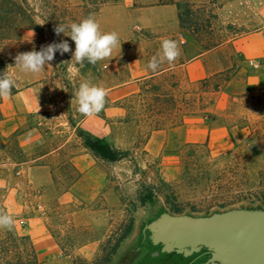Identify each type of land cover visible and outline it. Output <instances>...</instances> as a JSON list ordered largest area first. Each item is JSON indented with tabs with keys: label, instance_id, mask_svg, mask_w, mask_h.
<instances>
[{
	"label": "rangeland",
	"instance_id": "374dc122",
	"mask_svg": "<svg viewBox=\"0 0 264 264\" xmlns=\"http://www.w3.org/2000/svg\"><path fill=\"white\" fill-rule=\"evenodd\" d=\"M99 1L29 0L44 18L39 19L42 32L21 37L14 29L0 31V73L7 68L16 80L12 95L0 98V213L14 221L11 230L0 227V233H13L14 241L3 238L12 257L17 249L29 258L34 239L45 248L48 234L56 248L41 262L122 264L138 213L158 200L167 209L194 214L238 203L264 205V86L246 88L248 76L258 69L251 63H264L248 41L264 28V0H104L101 7ZM89 16L102 33H118L121 48L110 59L81 65L71 60L75 43L68 32L57 35L55 28ZM177 30L184 33L183 44L176 40ZM164 39L178 43L180 56L159 68L180 66L151 84H159L172 100L184 97L187 105L197 95L203 99L200 110L197 105L195 112L185 109L176 126L166 122L153 131L137 117L127 120L118 101L138 90L140 67L162 53ZM62 41L71 51L57 52L38 74L15 66L24 48L39 51ZM217 41L222 43L204 51ZM200 54L193 77L203 73L205 85L190 80L184 65ZM85 80L108 93L104 109L91 117L82 116L74 102ZM217 82L223 85L213 92ZM168 105L173 107L169 100ZM174 113L179 111L163 114ZM68 114L75 126L126 157L93 158L74 139ZM58 138L62 152L40 158ZM71 153L99 173L100 188L90 199L80 197L76 186L67 189L66 155ZM92 178L85 174V181Z\"/></svg>",
	"mask_w": 264,
	"mask_h": 264
},
{
	"label": "water",
	"instance_id": "95a60500",
	"mask_svg": "<svg viewBox=\"0 0 264 264\" xmlns=\"http://www.w3.org/2000/svg\"><path fill=\"white\" fill-rule=\"evenodd\" d=\"M160 205L158 200L152 209L138 213L121 259L138 252V238L147 231V239L159 245L160 252L186 257L202 251L206 258L197 264H264V205L238 203L206 214H157Z\"/></svg>",
	"mask_w": 264,
	"mask_h": 264
},
{
	"label": "trees",
	"instance_id": "16d2710c",
	"mask_svg": "<svg viewBox=\"0 0 264 264\" xmlns=\"http://www.w3.org/2000/svg\"><path fill=\"white\" fill-rule=\"evenodd\" d=\"M115 2L116 0H111ZM106 1L100 0L98 2L99 7L105 4ZM60 16H58L59 18ZM43 21V16L34 12L31 2L29 0H0V31H8L9 29H14L22 37H28L29 35L40 33L43 27L39 24L40 20ZM192 33L196 35L199 31L197 29H192ZM191 33V32H190ZM200 34V32L198 33ZM197 34V35H198ZM22 40V38H21ZM60 43V42H57ZM222 42L217 41L213 44H208L204 46V51L211 50L212 48L220 45ZM23 52H28L24 48ZM166 68H158L156 71H151V74L162 71ZM159 74L150 76L148 78L140 79V85L136 92H131L126 96L121 98V102L118 101V106L123 108L127 113V120L129 116L137 117L139 120H143V123L147 125L151 130H158L164 126L166 122L170 123V126H176L182 121V117L185 115L184 110L189 112H195V105L202 103V97L196 96L191 99V103L187 105L184 97H179L176 100L168 98V93L163 92L159 84L152 85L151 83L157 79ZM223 83L227 82V78H223ZM138 81V82H139ZM175 81V85L177 86ZM200 84H207L208 78L198 80ZM223 83H216L213 87V92L217 91ZM178 87V86H177ZM173 95V94H172ZM168 100L171 101L173 107L170 108L168 105ZM196 106V107H197ZM172 109L179 111L174 113L172 116H164V111H171ZM198 111L200 110L198 106ZM176 119V120H175ZM175 120L174 122H172ZM68 126L73 129L74 139L77 140L78 146L90 153V155L98 160L114 162L124 159L126 155L120 150L111 147L110 145L102 142L101 140L92 137L88 132L80 127L75 126L71 115L68 114L66 117ZM59 142V143H58ZM62 140L60 138L54 140L53 143L48 145L43 152L38 154V156L44 155L50 151H57L61 153ZM68 157L67 161V174L66 182H68L67 189L79 178L80 173L75 169L71 163V157L73 153L66 155ZM52 181H55V176H51ZM14 241L13 233L11 231H6L0 233V264H35L37 259L34 253L32 245H30L29 258H25L21 251L16 249L15 256H10L11 250L8 249V244L6 240Z\"/></svg>",
	"mask_w": 264,
	"mask_h": 264
},
{
	"label": "clouds",
	"instance_id": "9594fccd",
	"mask_svg": "<svg viewBox=\"0 0 264 264\" xmlns=\"http://www.w3.org/2000/svg\"><path fill=\"white\" fill-rule=\"evenodd\" d=\"M66 31L68 32L66 36H69L75 43V51L72 52L71 60L74 59L81 65L85 60L95 65L101 60L110 59L117 47L121 48L118 33H102L99 23L92 16L84 18L79 23L58 24L55 28L57 35L61 33L65 35ZM161 49L162 53L153 56L147 65L152 71H156L160 64L164 62L173 64L180 56V47L175 40L164 39L161 42ZM70 51L67 41L52 43L42 47L39 51L18 53L15 57V66L26 73L38 74L46 64L55 58L57 52L64 55ZM252 66L259 67L255 63ZM15 83V74L9 72L7 68L0 73V98L10 97ZM107 95L108 93L104 87L85 80L79 85L77 92L74 93V102L82 116L91 117L99 114L104 109ZM13 224L14 221L10 215L0 213V227L11 230Z\"/></svg>",
	"mask_w": 264,
	"mask_h": 264
},
{
	"label": "crops",
	"instance_id": "0c3cea01",
	"mask_svg": "<svg viewBox=\"0 0 264 264\" xmlns=\"http://www.w3.org/2000/svg\"><path fill=\"white\" fill-rule=\"evenodd\" d=\"M177 27V25H176ZM261 30V29H260ZM176 34V40H177V36L179 34H181L183 36L184 33H181L180 30H177L175 32ZM249 43H252L253 45L256 46V52L258 53V55L260 57H264V28L261 31H258L257 34H254V36H252V38H250ZM202 54L192 57L191 59H189L184 65L186 66L187 70V75L190 78V80H200L203 79L205 76L203 75V73L201 74V76L198 77L194 76L193 77V67L198 66L197 64L200 62ZM177 66L180 65H175L172 67H168L162 71H159L157 73L151 74L148 70V67L146 68L144 65H142L140 67V71H139V77H141V79L144 78H148L150 76L156 75V74H160L164 71L170 70L171 72H174V69L177 68ZM130 73V71H129ZM130 76L132 77V74L130 73ZM193 78V79H192ZM131 82V81H130ZM264 86V63L260 64L258 69L253 71L247 79V83H246V88L248 90H256L258 88H261ZM63 145H61L60 147H62ZM54 151H50L44 155H41L40 158L48 155V154H52ZM71 163L72 165L77 169V171L80 173L79 178L71 185V186H76L77 187V193L79 194L80 197L84 198V199H90L92 196H94L98 190V188H100V176L99 173L96 171L95 167H88V169H86L83 165H82V158L79 156H75L73 155L71 157ZM85 174H88L94 178L90 179V181H85ZM46 247L43 248L40 243L34 239V242L32 243L33 245V250L34 253L36 255V259H37V263L35 264H72L71 260L68 258H61L58 259L56 263L53 262H47L46 260H43L41 262V258H43L47 253H49L51 250L56 248V245L53 244L51 237L46 234Z\"/></svg>",
	"mask_w": 264,
	"mask_h": 264
},
{
	"label": "flooded vegetation",
	"instance_id": "af4514ba",
	"mask_svg": "<svg viewBox=\"0 0 264 264\" xmlns=\"http://www.w3.org/2000/svg\"><path fill=\"white\" fill-rule=\"evenodd\" d=\"M159 208L157 214L164 211L178 213L165 208L164 204H161ZM147 235L148 232L144 231V234L139 236L135 248L138 252L132 255V257H126L122 264H197L206 258V255L202 251L186 257L175 253L160 252V246L151 244L147 239Z\"/></svg>",
	"mask_w": 264,
	"mask_h": 264
},
{
	"label": "built area",
	"instance_id": "2783aa9c",
	"mask_svg": "<svg viewBox=\"0 0 264 264\" xmlns=\"http://www.w3.org/2000/svg\"><path fill=\"white\" fill-rule=\"evenodd\" d=\"M177 41H178V43H180V44H183L184 43V38H183V36L181 35V34H179L178 36H177ZM251 63V62H250ZM251 64H253V63H251ZM256 64V63H255ZM257 65V64H256Z\"/></svg>",
	"mask_w": 264,
	"mask_h": 264
}]
</instances>
